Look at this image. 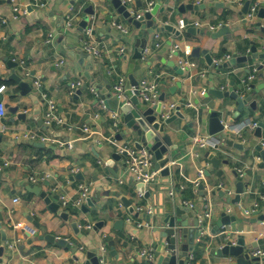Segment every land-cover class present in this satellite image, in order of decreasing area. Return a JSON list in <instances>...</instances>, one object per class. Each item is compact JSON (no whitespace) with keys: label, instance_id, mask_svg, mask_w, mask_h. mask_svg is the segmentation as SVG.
<instances>
[{"label":"crops","instance_id":"obj_1","mask_svg":"<svg viewBox=\"0 0 264 264\" xmlns=\"http://www.w3.org/2000/svg\"><path fill=\"white\" fill-rule=\"evenodd\" d=\"M45 1L46 6L40 7L33 0H0V86L7 85V90L0 94V100H4L9 109L7 117L0 121V166L5 161L10 163L0 170V247L5 246L3 263L86 264L91 244L97 246L99 252L106 246V258L110 264L144 263L141 250L154 246L153 228H138L136 223L146 220L145 213L136 215L137 210L131 213L122 197L131 200L137 209L153 207L156 196L147 198L137 190L138 183L127 174L125 157L113 165L117 176L107 167L106 162L116 147L134 146V143L133 140L128 142L131 129L119 122L120 112L114 102L110 100L109 108L98 96V89L108 95L110 84L114 86L121 76L129 79L131 74L140 80L155 81L161 94H165L163 103L176 104L184 114L167 126L172 143L177 145L171 153L175 160L169 163L172 184L160 181V175L159 180L146 189L154 193L161 186L172 185L176 195L172 197L170 190H166L165 197L182 205L184 201L193 202L195 210L187 207L192 209L194 216L211 213L205 233L195 240L192 264H235V258L230 255L218 254L229 234L230 239L243 236L247 247L256 244L257 247L252 248L254 251H264V220L260 219L264 215V161L257 149V146L264 149V127L262 137L256 135V129L249 127L253 122L264 123V68L260 69L253 82L259 88L258 92L248 89L243 83L252 66L260 68L264 59L238 62L228 67L220 66L228 60L216 63L227 55L232 58L235 54H251L254 43L259 53H264V12L260 13L264 9V0H246L250 5L259 6L257 16L251 20L243 17L246 1L241 4L238 0H170L169 3L165 0H142L145 7L154 2L164 8L153 17V32L149 27L132 24L110 0ZM190 3L199 8L179 13L181 5ZM14 5L26 8L27 13H22L17 19L12 18ZM89 6H93L94 14L86 12ZM130 9L136 13L143 12L136 0ZM86 18L88 25L94 24L93 38L101 49V57L93 56L82 46L86 27L82 28L81 23ZM70 19L71 27L68 26ZM180 19L189 23L198 21L200 25L180 29ZM116 24L130 26V32L122 34ZM167 25L173 26L174 30ZM224 25L229 26L230 32L216 38L207 33L218 31ZM156 33H159L162 47L152 48L146 60L135 58L139 41L153 46ZM176 45L179 49L173 51ZM122 47L126 48V53L122 52ZM196 47L207 50L214 58V65H210L204 55L193 57L192 51ZM6 58L19 63L15 71L31 84L32 93L40 99L38 104L29 94L23 95L19 84L10 79L14 68ZM180 59L193 65L183 69ZM77 81L87 84L88 88L75 97L76 94L71 93V85ZM232 83L234 89L248 99L240 112L236 99L208 94L212 88L227 91ZM126 93L129 100L133 90ZM45 97L56 101L65 120L62 126L45 129L39 125L34 111L40 107V117L44 118ZM190 102L193 105L187 106ZM17 106L20 107L17 113L10 111L9 107ZM211 111H218L226 124L224 135L228 134L231 140L243 144V148L222 142L216 146L209 133ZM21 113H26V118L19 117ZM84 124H89L93 132L84 133ZM27 131L43 132L51 137V142L45 147L38 146V141L25 137ZM118 133H126V137L119 140ZM112 136L116 139L114 144L107 142V138ZM196 136H206L209 141L199 156L196 155ZM96 140L103 141V145L97 144ZM68 141L73 142L74 148L62 146L61 142ZM208 154L223 161L216 166ZM201 168L206 173L201 181L206 187L203 195L200 185L196 186ZM239 169L244 171L243 177H240ZM33 176L36 181L31 180ZM241 180L246 187L238 197L237 183ZM83 184L90 186L89 197L94 205H88L86 201L87 212L82 208L65 209L61 197L78 196ZM29 185L42 187L52 201L60 204V210L63 208L69 213V218L65 219L50 209L44 198L28 190ZM256 207L252 214L246 213ZM226 212L235 220L214 233L215 225ZM120 219L125 220L122 229L115 227ZM73 220L78 221L81 236L75 233ZM97 223L103 224L97 227ZM2 231L7 241H4ZM49 234L57 239H68L78 250L73 252L57 240L46 239ZM109 237L114 241L116 254H112ZM187 241L185 238L184 242ZM81 246L85 249L82 250Z\"/></svg>","mask_w":264,"mask_h":264},{"label":"water","instance_id":"obj_2","mask_svg":"<svg viewBox=\"0 0 264 264\" xmlns=\"http://www.w3.org/2000/svg\"><path fill=\"white\" fill-rule=\"evenodd\" d=\"M112 5L122 13L129 21L136 25L137 27H149L150 30L154 31V15L158 14L160 11H163L164 8L160 6L159 3L155 4L154 8L151 11H146L140 19H134L131 15V12L128 9L127 5H124L121 0H110ZM169 3L170 0H165ZM137 6L140 10L144 11L145 6L143 5L142 0H136ZM250 7V2L246 1L245 6L243 8V17L248 12ZM199 7L194 3L184 4L179 7V13L185 12L188 9H198ZM86 12L89 14H94L93 6H89L86 9ZM264 9H261L260 13L263 14ZM264 16V15H262ZM88 19L86 18L82 21L81 26L82 28L87 27ZM261 27V24L259 23ZM167 28L174 30V27L171 25H167ZM264 30V27H262ZM230 32V28L228 25H224L218 31H208L207 33L212 37L216 38L218 36L224 35L225 33ZM138 48L136 49L135 58L141 59L142 52L140 51V47H143L144 43H139ZM140 46V47H139ZM200 55H204L207 62L210 65H214V58L210 55V53L199 47H196L192 51L193 57H199ZM253 59H264V53H259L257 45L254 43L253 47L251 48V54L239 56L235 54L232 58L226 61L221 67H228L230 65H234L238 62H247ZM8 64L14 68L13 73L10 75V79L14 80L17 84H19L20 88L22 89L23 95H30L33 99L35 104L40 102L39 97L32 93V86L29 82L24 81L22 76L15 71V68L19 66L18 62H14L9 60ZM139 68V66H137ZM264 66L261 64L260 69H263ZM129 81L126 84V89L133 90V95L129 97L126 93L125 97L122 100H119L115 95H113L111 89L112 84L109 85L108 95H104L98 89V96L99 99L104 100L107 107H111V101L114 102L116 109L120 112V119L119 122H123L127 125L129 129H131V134L128 136L129 143H134V146L138 149H142L144 147L151 150L153 153V164L156 170H160L161 178L160 181L172 184V177H171V165L175 158L172 156V151L177 147V145L172 143L171 136L167 133V126L171 124L177 117H184L180 107L177 109L175 114L169 117L166 120L161 118L163 114V102L165 100V94L160 95V101L157 105H150L148 102L141 99V93L139 90L141 80L138 79L134 74L129 75ZM264 87V85H262ZM88 88V85L85 84L82 88L77 90L75 97L80 96L84 90ZM100 88V87H99ZM252 89H255V92L259 91V88L255 86V84L251 85ZM43 91V88H40ZM214 94L217 97H232L237 100L239 104L238 111H242L246 105L248 99L244 98L243 95H240L238 91H236L232 86L229 90L224 91L223 89H210L208 94ZM111 100V101H110ZM252 106H255V103H252ZM10 111L13 113H17L19 110V106L17 107H9ZM41 109L36 108L34 113L37 115V121L39 125L43 126V128H47L44 125L43 119L40 117ZM26 113L19 114V117L26 118ZM264 127V123H258V127L256 128V135L258 137H262V130ZM226 124L223 122L222 117L218 111H211L209 117V133L212 136V139L217 143V147L222 142L223 144H228L230 146H234L237 148H243V144L237 143L234 140H231L228 134L224 135L226 131ZM126 137V133H118L117 138L122 140ZM36 145L45 147V143L37 142ZM261 153V157L264 161V149L262 146H257ZM127 153L120 154L117 151L112 153L110 159L107 160L106 165L111 170L114 175H118L116 171L113 169V165L116 161L121 160L125 157ZM208 157L213 161L214 165L220 164L223 160L215 157L214 155L208 154ZM225 162H228L227 160ZM126 165V164H125ZM237 174V173H236ZM238 175V174H237ZM137 190L145 195L147 198H150L151 195L156 196L153 204V213H145L146 220L148 222H152L153 219L154 224L153 228V236L155 240V257L157 261L155 264H190V254L194 250L195 240L200 237V219L198 216L192 215V209L185 206L184 204H178L176 201L172 200L170 197H165L166 190H171L172 185H167L166 187L161 186L158 192L151 193L149 190L146 189V185L143 182L137 184ZM246 184L244 181H239L237 183V193L239 194L238 197L244 193ZM205 184H200L201 194L203 195L205 191ZM28 190L40 195L42 198L45 199L46 203L50 206V209L53 211L59 212L62 217L65 219L69 218V213L66 211L60 210V204L52 201L51 197L49 196L48 192L44 191L40 186H28ZM221 195H224L222 191H220ZM122 201L124 202L125 206L129 208L131 213L135 212V207L133 206V202L126 197H122ZM231 201V200H229ZM88 205H94L92 199L89 197L87 199ZM83 211H88V206L85 204L83 206ZM139 215V212L135 213ZM192 220L190 221V219ZM260 219L264 220V215L260 216ZM235 220V217L230 216L227 212L223 214V218L218 221L213 229L214 233H217L221 228L231 225L232 221ZM125 220L120 219L116 222V226L118 229H122L124 226ZM103 223H97V227L101 226ZM72 227L76 234L79 236L82 235L80 225L77 220L72 221ZM163 228L162 230L160 229ZM4 241H7V236L4 231ZM188 238L187 242H184V239ZM46 239L57 242L62 245L72 249L73 252L78 250L77 247H72V244L65 238L57 239L54 235H46ZM226 243L218 250V254L220 256L227 255L230 257L235 258V264H264V255L258 256L254 254V250L252 248H256V244H252V247H247L246 240L243 236L238 237L237 239H230V234L225 237ZM110 245L112 246V254H116V250L114 249V241L111 237L108 238ZM88 251V261L86 264H100V260L98 257L99 249L95 245H89ZM166 248V250H165ZM164 251H166L164 253ZM5 252V246L0 247V264L3 263V255ZM232 264V263H228Z\"/></svg>","mask_w":264,"mask_h":264},{"label":"built area","instance_id":"obj_3","mask_svg":"<svg viewBox=\"0 0 264 264\" xmlns=\"http://www.w3.org/2000/svg\"><path fill=\"white\" fill-rule=\"evenodd\" d=\"M121 1L124 5L128 6V9L131 12V15L134 17V19H140V17L146 11H151L155 6L154 2H150L145 7L143 12L136 13V12L132 11V9H130V5L133 4L134 0H121ZM238 1H240V3L242 4L246 0H238ZM33 2L40 7H44L47 4V2L45 0H33ZM12 10H13L12 18H14V19H17L19 17V15H21L22 13H27V9L22 8L19 5H14ZM258 10H259L258 4L250 5L248 12L245 14L244 18L247 20L254 19L257 16ZM4 21H7V19H5ZM72 24L73 23L70 19L68 21V26L71 27ZM178 24H179L180 29H185L189 26H199L200 25V23L198 21L189 23L185 19H180ZM116 27L124 35H127L131 29L130 26L125 25V24H116ZM212 28H216V27H212ZM84 31L86 34V38H84L83 42H82V46H83L84 50H86L87 52H89L90 54H92L95 57H101V49H100L99 45L97 44V42L93 38V36H94V24L92 23L91 25H88ZM159 38H160L159 33H156L155 34V42H154L153 46H151L149 44H145L143 47H140V51L142 52V58H141L142 60H146L149 58V55L152 52V48L159 49L162 47V42L160 41ZM178 47H179V45H176L174 47L173 51H177L179 49ZM125 51H126V48L122 47V52L126 53ZM230 58H231V56L227 55L225 58L217 60L216 63L220 64V63L224 62V60H229ZM179 64L181 65V67L183 69H186V68L191 67L193 65L192 62H190L188 60H184V59H180ZM262 65L264 66V61L262 62ZM259 71H260V68L258 67V65H253L252 69L249 71V73L244 78L243 83L245 86H247L248 89H251V85L253 84V82L257 78ZM127 82H128V78L126 76H121L119 78V80L113 86V92L112 93L119 100H122L126 95V92H127L126 84H127ZM36 84L40 85V82L38 80H36ZM82 85H83L82 81L73 82L71 85L72 86L71 87L72 88V90H71L72 95H75L77 93V90L79 88H81ZM6 90H7V85L3 84L0 86V94L4 93ZM139 90L141 93V99L142 100L148 102L150 105H157L159 103L161 91L159 89V85L155 81H150L147 78L142 79L140 82ZM92 91L95 92L94 87L92 88ZM45 99H46V109H45L44 118H43L45 126H47V127L62 126L65 123V120H64V117L58 111V105H57L56 101L54 99L47 98V97H45ZM186 105L192 106L193 103L190 102V103H187ZM177 109H178V107L176 104L172 103L170 105H165L163 103L164 112L161 115V118L163 120L168 119L173 114H175ZM8 113H9V109H8L6 102L4 100H0V121H2L4 118H6ZM115 124L117 126L118 121H116ZM249 127H251L252 129H256L258 127V122L251 123L249 125ZM82 129H83L84 133H86V134L93 132L92 127L89 124H84ZM240 132L241 131L239 130L238 133L240 134ZM25 137L28 140L43 142L45 144L51 142V137H49L45 133L39 132V131H27L25 133ZM194 141H195V144L197 146L196 155L199 156L200 150L206 148L208 146L209 141H208V138L206 136H196L194 138ZM96 142H97V144H100V145H103V143H104L101 140H96ZM107 142L114 144V143H116V139L114 136H112V137L107 138ZM61 144L66 149L74 148V144L72 141L61 142ZM116 151L120 154H123L125 152L127 153V155L125 156V158H126V162H125L126 163V170H127V174L131 177V180L133 182H135V183L143 182L146 186H149V185H152L153 183H155L159 180L161 173H160V170H156L153 167V161H152L153 153L151 152V150H149L146 147H144L142 149H138L134 146H130L129 144H125V145H121V146L119 145L118 147H116ZM9 164H10L9 161H5L4 164L0 166V170L3 169L4 166H7ZM238 172H239L240 177L244 176V171L242 169H239ZM205 174L206 173H205L204 168H201L199 170V181L196 183V186H199L201 184V181L205 178ZM31 180L36 181L37 178L35 176H33V177H31ZM90 191H91L90 186L83 184L80 186V192H79L78 196L73 198V197H69L68 195H63L61 197L63 207L65 209L72 207V208H75L77 210L83 208L84 204L86 203L87 199L89 198ZM176 193H177V191L172 187L170 192H169V195L173 197L176 195ZM184 205L189 206L190 208H192L194 210L196 208L195 204L193 202H190V201H184ZM136 210L139 213H149V214L153 213V207L152 206L147 207V208L146 207H138ZM256 210H257V207L255 209H252V210H247L246 213L252 214ZM211 216L212 215L210 212H206L205 214L199 213L198 217L200 219V227H199L200 234L205 233L206 227L208 226V224L211 220ZM130 220H131V218H128V221H130ZM136 224H137L138 228L152 227L153 226L152 222H148L147 220H143V221L138 220ZM91 227L92 226L89 225V228H91ZM81 249L84 250L85 247L81 246ZM106 250H107L106 246H103L101 251L98 252L100 264H110V262L106 258ZM254 254L258 255V256H263L264 251L257 250V251H254ZM141 255L144 258L143 264H155V247L154 246L145 247L144 249H142ZM193 258H194V255L190 254V261H191L190 264H192Z\"/></svg>","mask_w":264,"mask_h":264}]
</instances>
